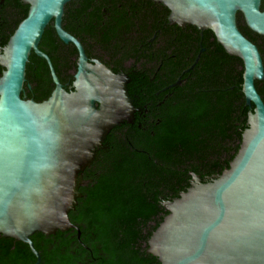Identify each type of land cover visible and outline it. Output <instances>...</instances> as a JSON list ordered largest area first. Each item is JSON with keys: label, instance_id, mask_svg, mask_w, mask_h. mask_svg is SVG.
<instances>
[{"label": "water", "instance_id": "95a60500", "mask_svg": "<svg viewBox=\"0 0 264 264\" xmlns=\"http://www.w3.org/2000/svg\"><path fill=\"white\" fill-rule=\"evenodd\" d=\"M72 0H20L28 6L0 46V237L29 246L30 239L78 229L69 219L80 196L81 173L107 134L130 116L125 77L88 61L81 43L61 26ZM179 27L210 30L216 42L242 62L241 91L249 107L239 148L210 181L191 174L190 186L162 203L168 212L147 241L160 264H264V103L255 81L264 77L258 48L239 31L264 37V0H152ZM78 52L72 90L64 89L50 58L39 49L46 26ZM33 52L45 60L54 85L41 102L22 94Z\"/></svg>", "mask_w": 264, "mask_h": 264}, {"label": "trees", "instance_id": "16d2710c", "mask_svg": "<svg viewBox=\"0 0 264 264\" xmlns=\"http://www.w3.org/2000/svg\"><path fill=\"white\" fill-rule=\"evenodd\" d=\"M10 1V12L1 15V20L8 23L12 33L27 15L28 6L20 0ZM121 1L72 0L65 6L64 29L78 37L74 29L77 32L80 29L74 20H81L82 15L91 10L86 35L97 39L100 36L97 27L104 17L101 9L115 14L116 5ZM72 3L80 5L75 12ZM263 5L264 1L261 9ZM236 21L243 36L260 50L264 37L253 33L240 13ZM192 30L196 41L201 42L196 51L206 49L205 53H200L196 64L205 69L203 76L190 89L184 103L168 107L153 139L132 131L115 138L113 133L117 128L112 130L91 166L85 168L83 181L87 182L78 187L80 196L75 209L69 212L79 237L76 229L49 236L35 233L30 239L40 256L39 264H160L146 250L150 235L168 213L162 202L188 188L189 172L219 174L228 167L239 148L241 133L247 127L249 107L241 91L242 62L229 56L210 30L204 31L202 37L196 28ZM64 46L67 45L58 39L50 22L39 49L48 55L61 81L60 70L69 62L64 57L61 68L58 65V53L65 50ZM226 63L230 70L225 73ZM258 83L255 81L257 92L264 94V86ZM53 87L47 63L31 52L22 94L26 99L41 102L49 97ZM227 139L234 142V152L222 160L221 149ZM128 142L135 144L136 149L128 147ZM152 142H156L155 150H150ZM35 261L28 245L0 237V264H33Z\"/></svg>", "mask_w": 264, "mask_h": 264}, {"label": "flooded vegetation", "instance_id": "af4514ba", "mask_svg": "<svg viewBox=\"0 0 264 264\" xmlns=\"http://www.w3.org/2000/svg\"><path fill=\"white\" fill-rule=\"evenodd\" d=\"M79 7L78 3L71 4L74 12ZM9 8H11L10 0H0V46L6 44H2V41L10 33L8 23L1 20V15L10 12ZM90 11L83 14L81 20L79 18L74 20L77 23V28L80 29V32L74 29L79 34L78 37L64 29L66 25L64 15L61 26L81 43L88 61H98L114 74L125 77V93L131 106V112L127 120L114 127L117 130L113 133V137L120 138L119 136L132 131L135 134L140 133L141 136L147 134L153 139L155 129L160 127L168 112V107L184 103L190 89L203 76L205 69L201 66L196 67V64L199 61L200 53H205L206 49L200 48L197 52L196 47L198 45L201 47V42H197L194 38L192 30L194 27L189 25L179 27L176 24H170L168 21L169 10L152 0H122L116 5L115 14L113 11L111 13L102 8L104 17L101 25L97 27L100 30V36L97 39L86 35V31H89L86 24ZM76 13L78 14V12ZM116 16L119 19H116ZM74 22L71 24L74 25ZM199 36L203 35L201 36L199 33ZM65 45H67L64 46L65 48L63 47L65 50H59L58 65L61 68L64 57L69 59V62L64 70H60L62 81L59 80L64 89L70 91L73 89L78 52L73 44ZM259 53L264 72V43H260ZM2 70L0 67V76ZM229 70L230 67L226 63L223 71L226 73ZM258 82L260 87L264 86V77ZM260 95L263 101L264 94ZM112 130L108 133L109 135L107 134L105 140L111 135ZM233 145L234 142L227 139L226 146L221 149L222 160L233 154ZM127 146L136 149L135 144L131 142H128ZM156 146V142H152L150 150H155ZM101 148H103V144ZM147 153L150 154L148 151ZM85 172L81 173L80 185L87 182V180L83 181ZM203 172H189L188 187L191 174H195L204 181H210L218 174L207 175L202 174Z\"/></svg>", "mask_w": 264, "mask_h": 264}]
</instances>
